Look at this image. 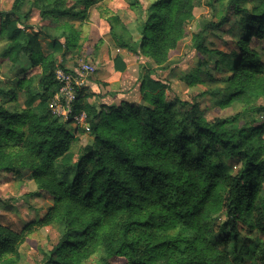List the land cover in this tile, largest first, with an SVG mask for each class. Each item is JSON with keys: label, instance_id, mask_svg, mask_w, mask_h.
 <instances>
[{"label": "trees", "instance_id": "16d2710c", "mask_svg": "<svg viewBox=\"0 0 264 264\" xmlns=\"http://www.w3.org/2000/svg\"><path fill=\"white\" fill-rule=\"evenodd\" d=\"M90 2L13 0L2 12L0 35L6 43L0 55L14 64L23 52L41 69L11 83L24 91V108L0 102V171L28 168L36 186L30 195L46 193L50 204L19 231L0 223V264H19L28 231L46 224L59 231L43 256L46 264H82L92 256L96 264H264V238H240L244 227L264 234V121L240 123L239 112L209 121L195 102L153 75L167 69L168 53L190 19L191 0L154 1L137 26L139 39L118 15L104 17L98 10L117 47L137 59L151 58L154 65L141 76L143 106L128 100L96 106L85 101L83 87L77 90L74 111L85 112L92 136L73 162L69 148L78 136L69 133L70 121L50 112L48 102L59 86L55 69L71 70L55 53L63 59L76 46L79 29L73 19L85 18ZM230 5L244 30L238 50L230 52V60L225 55L231 74L223 97L243 101L264 91V60L253 44L264 39V4L258 12L239 6V0ZM33 10L41 21L54 22L38 26L46 28L43 35L52 48L47 55L41 53L40 29L30 22ZM203 41L197 33L192 46L202 49ZM113 62L116 70H125L119 55ZM214 66L211 70H220L219 63ZM0 97L15 99V87L0 86ZM35 102L40 114L31 109ZM225 158L237 159L238 168L227 170ZM220 213L225 220L217 223Z\"/></svg>", "mask_w": 264, "mask_h": 264}, {"label": "rangeland", "instance_id": "374dc122", "mask_svg": "<svg viewBox=\"0 0 264 264\" xmlns=\"http://www.w3.org/2000/svg\"><path fill=\"white\" fill-rule=\"evenodd\" d=\"M156 0H91L89 6L94 10L96 7L104 17L112 14L118 15L120 20L131 31L134 39H139L141 34L138 25L148 16V8ZM13 0H0V24L3 22L4 14L11 8ZM192 12L190 19L182 26L181 37L177 40L176 46L168 53V60L164 63L167 66L165 70H159L153 74L162 81H167L173 91L182 99L188 102H195L203 117L212 120L215 117H226L236 113H241L240 123L250 122L257 118L258 122L264 121V110H259V105H264V91L253 93L243 101H227L223 97L226 93L224 86L228 85L227 77L231 74V68L227 66L225 55L231 59V51L238 50L237 39L244 30L240 22L239 14L235 13L234 8L230 5V0H191ZM264 0H239V6L249 8L251 11H257L256 8L263 6ZM29 4L23 6L26 10ZM262 9V8H261ZM258 12V11H257ZM86 18V16H84ZM225 18L226 20H223ZM84 19V18H83ZM77 25V20H74ZM30 22L40 31L39 40L41 53L49 54L52 48L48 45V40L43 35L46 28H39V24L52 26L51 20L41 21L37 12L33 10V16ZM105 24V19H104ZM201 33L204 41L202 49H196L192 46L194 35ZM87 35L89 41H96L98 35L93 31ZM102 36L104 34L102 33ZM96 37V38H95ZM103 40L105 46L112 47V53H115L114 43L110 36L106 34ZM106 41V42H107ZM6 40L0 35V51L5 46ZM257 46L259 54L264 60V39L253 43ZM89 45V43H88ZM59 53L56 52L55 56ZM231 56H230V55ZM33 60L23 52L20 53L16 63L12 64L7 58L0 55V86L15 87L16 97L13 100L6 101V98L0 97V102L4 105H13L18 110L25 107V94L22 89L11 83L19 81L26 72L38 73L40 66L33 65ZM79 63L89 62L95 66V71L88 76V81L96 78L97 65L93 60L78 59L74 61ZM215 62L219 63L220 70H211ZM133 63L138 64L140 68L136 85H111L110 91L106 85H84L85 101L98 106L101 103H118L120 100H128L135 106H143L145 101L140 91V80L143 74L147 76L152 73L147 67L153 66L151 58L141 56ZM75 67V66H74ZM73 67V68H74ZM209 72V74H208ZM264 73V67H263ZM34 75V74H33ZM29 76V75H26ZM126 80H131L132 76H125ZM34 78L33 82H35ZM118 88L116 89V87ZM82 88V87H81ZM116 89V90H114ZM220 90V91H218ZM111 94H110V93ZM117 95V98H111ZM253 110H247V109ZM35 113L40 114L42 109L35 102L31 108ZM75 129L74 124L68 126L70 134L78 136L77 141H73L70 150L75 153L73 162L77 161L78 148L81 145L91 142V130L82 126ZM264 137V134H263ZM224 165L227 170L235 171L239 166L237 159L225 158ZM261 188L264 189V178L262 179ZM36 189L35 183L31 177V171L28 168H20L17 172L0 171V223L14 230H20L30 221L37 220L47 212L50 199L46 193L40 195H30ZM217 223L225 220L224 214L220 213L215 218ZM59 231L52 224H46L40 227H34L28 231L24 240L21 242L19 251L21 259L19 264H46L43 256L47 253L53 243L57 240ZM258 240L264 238L260 231L248 230L245 227L240 231V238ZM123 258H118L117 262H123ZM82 264H96L94 256L82 262ZM244 264H250L246 262ZM257 264V262H256Z\"/></svg>", "mask_w": 264, "mask_h": 264}, {"label": "crops", "instance_id": "0c3cea01", "mask_svg": "<svg viewBox=\"0 0 264 264\" xmlns=\"http://www.w3.org/2000/svg\"><path fill=\"white\" fill-rule=\"evenodd\" d=\"M91 6L87 8L86 18L77 20V25H75L79 29L76 46L70 47V50L63 59L59 53L56 56L57 59L63 62L67 68L71 69L76 66L75 60L81 58L87 61L93 60L97 65V75L96 78H93L92 82L88 81L86 85H95V83L98 85H106L108 90L111 85H136V80L140 72L138 64L133 63L135 65H132V61L134 62L136 60V56L131 51L117 47L115 44V53H112L113 46L103 47L105 46L104 43H108L103 38L108 33L109 26L106 21L104 24V19L100 16L98 9L95 7L93 10ZM93 31L98 36L97 38L95 37L96 41H89L88 38L90 37H87V35L90 36L89 33ZM102 33L104 36H102ZM115 55H119L126 62L125 70L118 71L115 69L113 62ZM125 76H132V78L131 80H126ZM111 98H117V95H113Z\"/></svg>", "mask_w": 264, "mask_h": 264}, {"label": "built area", "instance_id": "2783aa9c", "mask_svg": "<svg viewBox=\"0 0 264 264\" xmlns=\"http://www.w3.org/2000/svg\"><path fill=\"white\" fill-rule=\"evenodd\" d=\"M94 71L95 66L89 62L79 63L71 70H64L61 67L55 69L54 75L59 86L48 102V108L60 121H70L75 126L89 129L86 125L85 112H75L73 105L77 90L87 84L88 76Z\"/></svg>", "mask_w": 264, "mask_h": 264}]
</instances>
